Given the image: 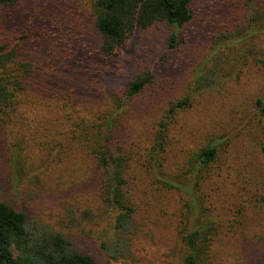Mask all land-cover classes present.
Instances as JSON below:
<instances>
[{
    "label": "trees",
    "instance_id": "16d2710c",
    "mask_svg": "<svg viewBox=\"0 0 264 264\" xmlns=\"http://www.w3.org/2000/svg\"><path fill=\"white\" fill-rule=\"evenodd\" d=\"M65 2L0 0V128L13 124L37 132L44 125L41 119L50 117L54 122L50 143L33 139L20 151L28 150L29 157L38 144L42 151L56 148L59 162L74 151L83 152L93 165L90 180L111 216L116 238L133 233L132 190L138 183L147 182L161 195H171L185 264H211L216 241L226 236L221 232L241 229L242 219L264 217V194L248 189L250 183L240 171L229 185L224 176L221 185L215 183L222 170L233 169L222 150L230 139L209 132L186 143L175 128L197 97L221 80H215L217 73L228 70L231 40L225 38L210 48L202 75L173 89L180 66L169 56L187 40L195 0H87L83 6L90 23L79 32L89 36H77V41H88L94 50L85 54L80 47L59 58L54 51L46 58L36 53L42 41L66 45L71 38L69 22L74 28L81 24L75 14L64 21L53 14ZM243 5L250 17L248 26L264 23V0H243ZM135 39L149 42V49L128 53ZM161 41L165 50L145 55ZM256 63L264 70V52ZM154 96L156 105L142 102L145 97L153 101ZM255 109L264 119L263 100L256 99ZM260 189L264 191V182ZM223 200L235 209L230 219L213 214L216 202ZM0 264L99 263L65 234L29 223L24 213L0 201Z\"/></svg>",
    "mask_w": 264,
    "mask_h": 264
},
{
    "label": "rangeland",
    "instance_id": "374dc122",
    "mask_svg": "<svg viewBox=\"0 0 264 264\" xmlns=\"http://www.w3.org/2000/svg\"><path fill=\"white\" fill-rule=\"evenodd\" d=\"M86 1L66 0L53 13L62 16L63 21L70 20L73 14L83 21L76 24V28L72 20L69 22L71 38L68 44L42 41L36 53L48 58L55 51L59 58L67 57L68 51L80 50V47L85 54L94 50V45L88 41L83 39L81 44L77 41V36L86 38L88 35L79 32L83 25L90 23L83 6ZM194 8L195 18L186 28V42L179 44L176 52L169 56L170 61L173 59L180 66L176 69L172 88L181 87L194 75H202L204 56L207 53L206 60L210 48L225 38L231 40L228 42L232 45V51H228L231 64L224 73H217L215 80L219 77L221 80L211 87L213 90L197 97L195 106L182 115L180 125H175L176 131L181 138L185 137L186 143L209 132L230 139L222 150L233 169L222 170L221 178L215 183L221 185L224 176L229 185L236 181L237 171H240L245 182L250 183L248 189L262 195L264 119L257 114L255 101H264V70L256 63L264 52V23L248 26L250 17L243 0H195ZM90 33H95L92 28ZM148 43L135 39L128 53L134 49L148 50ZM161 50H165L162 41L156 42V47L145 55ZM223 74L227 76L224 78ZM157 92L164 98L159 87ZM144 101L149 106L158 102L156 96L153 101L148 97ZM41 122L44 125L37 132L13 124L0 128L1 202L24 213L29 223L65 234L81 252L92 256L99 264H185L186 249L176 232L177 205L171 195H161L147 182L138 183L132 190L133 233L116 238L111 216L98 197L97 185L90 180L93 165L83 152L74 151L59 162L55 157L56 148L42 151L38 144L40 148L36 147L29 157L28 150L20 151L26 142L31 145L33 139L50 143L48 135L52 131L49 128L54 122L50 117L42 118ZM38 149L42 152L41 159L37 156ZM74 153L82 154L78 157ZM76 158L77 163H74ZM233 208L231 203L219 201L213 214L230 219L235 211ZM252 218L251 221L242 219L241 229L236 232L220 233L226 236L216 241L211 264H264V217L255 215Z\"/></svg>",
    "mask_w": 264,
    "mask_h": 264
}]
</instances>
